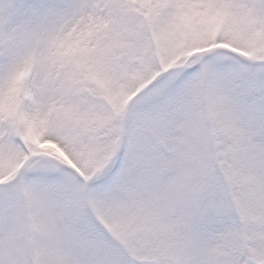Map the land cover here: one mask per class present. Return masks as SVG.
Wrapping results in <instances>:
<instances>
[{
  "label": "snow or ice",
  "instance_id": "obj_1",
  "mask_svg": "<svg viewBox=\"0 0 264 264\" xmlns=\"http://www.w3.org/2000/svg\"><path fill=\"white\" fill-rule=\"evenodd\" d=\"M0 264H264V0H0Z\"/></svg>",
  "mask_w": 264,
  "mask_h": 264
}]
</instances>
